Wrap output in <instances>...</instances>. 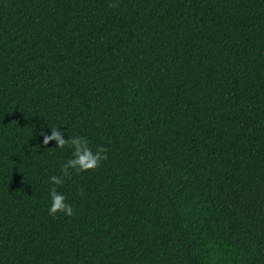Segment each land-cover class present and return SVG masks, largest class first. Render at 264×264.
I'll return each mask as SVG.
<instances>
[{
    "label": "trees",
    "instance_id": "1",
    "mask_svg": "<svg viewBox=\"0 0 264 264\" xmlns=\"http://www.w3.org/2000/svg\"><path fill=\"white\" fill-rule=\"evenodd\" d=\"M0 264H264V0H0Z\"/></svg>",
    "mask_w": 264,
    "mask_h": 264
},
{
    "label": "clouds",
    "instance_id": "2",
    "mask_svg": "<svg viewBox=\"0 0 264 264\" xmlns=\"http://www.w3.org/2000/svg\"><path fill=\"white\" fill-rule=\"evenodd\" d=\"M48 127L50 128V134L41 128L40 134L43 136V145H48L50 141H55L54 147L63 149L68 146L71 149V157L62 163L60 174L49 177L52 187L48 193L50 198L48 214L55 216L57 213H62L66 216H73L74 208L72 204L68 202L64 193L57 191V186L71 179L73 174L98 168L108 158L107 151L102 146L93 150L89 139L84 136L67 135L66 138V131L61 126L52 127L48 125Z\"/></svg>",
    "mask_w": 264,
    "mask_h": 264
}]
</instances>
